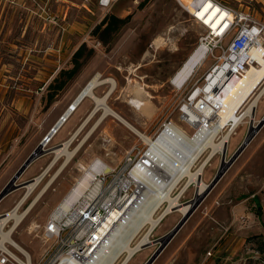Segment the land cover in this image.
<instances>
[{"label": "rangeland", "instance_id": "rangeland-1", "mask_svg": "<svg viewBox=\"0 0 264 264\" xmlns=\"http://www.w3.org/2000/svg\"><path fill=\"white\" fill-rule=\"evenodd\" d=\"M97 1L0 0V191L43 143L80 89L96 74L116 83L106 105L148 138L154 137L166 120H172L189 135L193 133V129L182 123L179 108L187 102L190 93L203 84L213 58L206 59L182 88L173 85L171 79L196 49L205 29L176 0H118L109 9H101ZM179 1L185 4L188 0ZM216 2L250 13L253 19L264 24V0ZM110 15L128 18V21L103 42L92 31L104 16ZM159 37L164 40L156 46L153 43ZM82 44L86 49L75 75L69 80L66 74L60 76V72L66 73L72 68L71 57ZM55 78L65 85L48 101L47 93L55 91L57 85H54ZM136 84L149 95L147 100L152 110L148 115L135 111L127 103L135 95ZM109 86L97 87L95 94L102 97ZM261 99L256 116L259 120L264 116V96ZM86 101L44 146V155L26 168L16 184L29 182L46 168L54 158L53 150L68 139L95 108L92 100ZM102 113L101 108L73 139L69 150L79 147L74 158L13 232V240L34 261L47 246L43 243V230L50 215L83 175L80 166L88 168L97 160L116 169L128 155L137 156L146 148L134 131L111 115L97 125ZM251 125V119L250 123L244 122L230 138L226 161L244 141ZM221 154H217L204 171L202 179L207 185L217 174ZM63 161L64 157L53 166L43 183L50 180ZM197 167L198 163L194 170ZM184 183L182 181L171 196H178L180 204H191L196 197V187L191 186L179 194ZM17 190L0 202V213L25 193V190ZM40 190L25 202L21 212ZM237 207L243 209V214L234 212ZM181 217L174 212L161 220V225L158 226L159 223L150 236L153 242L150 249L139 252L129 264H144L157 250L155 242ZM188 219L152 264H264V254L259 251L264 249V126ZM33 224L37 227L31 230ZM236 248L238 250H234Z\"/></svg>", "mask_w": 264, "mask_h": 264}, {"label": "bare ground", "instance_id": "bare-ground-1", "mask_svg": "<svg viewBox=\"0 0 264 264\" xmlns=\"http://www.w3.org/2000/svg\"><path fill=\"white\" fill-rule=\"evenodd\" d=\"M190 1L191 0H188L185 4L190 3ZM198 3H201V5L199 10L195 13L197 14L198 19L203 22L202 26L209 27L212 31H216L221 26L219 32H222L226 26L224 21L231 19L230 13H227L224 8L210 0H200ZM163 40L159 37L154 40L153 44L157 46L162 43ZM206 49L205 44H201L189 54L172 77L171 83L173 85L178 88H182L188 80H190L196 69L203 65L204 61H206ZM101 77L102 76L99 74H96L88 80V82L80 89V92H78L74 99L67 105L68 107L64 110L61 119H58L52 127V130L46 135L47 140L42 143L43 148L46 144L51 142L54 135L58 132L57 130H59L68 121V119L73 117V114L86 98L93 101L95 108L89 111L82 123H80V125L69 135V138L53 150L54 158L43 170V173L33 181L25 184L27 191L22 199L20 198V202L28 199L29 195L33 193L35 188L39 184H42L40 183L41 179L44 176H47L53 166L62 157H64V161L60 169H58L50 180L44 184L37 197L31 201L25 211L20 214L19 206L17 205L16 208L10 212V214H7L6 216L4 214V216L0 218V245L6 240L12 241L11 234L32 210L41 195H43L51 184H53L57 175L61 173L68 163L74 158L79 147L73 151L69 150V146L73 141V138L79 134L85 124L90 120L91 116L102 108L103 113L97 125L108 115H111L126 124L147 145H149L147 155L157 166V173L160 178L159 183L150 182L151 180L144 181V185H146V187L143 188L139 200L127 211V213H125L126 217H124L125 214L123 215V219H120L119 221V226L115 227L111 231L112 233L109 234L108 239L103 244V248L98 251L97 258L93 261L94 263H92L113 264L115 259L122 252H126L122 264H129L132 261L131 260L129 262V259L135 253L146 249L151 243L150 236L153 229L158 225L156 224L157 221L154 219L153 215L162 203H167L166 210L158 216V218H162V220L165 217L167 218L170 214H174V212L183 216L190 209L189 204L183 205L178 202V196L175 198H172L171 196L172 190L176 188L175 186H177L183 176H186L187 180L185 181L179 194L184 193L191 186L196 187L195 196L202 195L204 193L205 189H207V183L202 179L204 169L210 166V162L215 155H220L224 152L226 143L228 142L229 144L230 138L235 135L237 128H239L244 122L246 123V120L243 119V117H238L237 112L239 109L242 110L243 106L246 105L245 107H247V109L245 115L248 116V120H252L253 116L257 113L259 104L258 100L264 96V61L260 60L259 67H253L241 76H227L223 81H220L217 84V87L214 88L217 92H212L210 95L214 100H217L222 105V108L220 110L221 112H219L218 126L214 127L209 134L203 136L199 133L194 137H191L188 136L184 130L176 126V129L171 135L163 133L156 140H153L133 128L121 116L106 105V101L111 93H113L116 83L113 79H104ZM104 84H109V89L102 97H98L95 94V90L97 87ZM203 86H198L196 91L192 93L191 99L193 100V103L191 106H193L194 102L198 99L197 95ZM147 94L148 93H146L142 86L136 84L135 95L129 98L127 103L135 111L148 115L152 109L149 107V101L147 100L149 95ZM183 109L188 115V124L196 120L197 115L193 108L185 105L183 106ZM253 120V125L251 126H254ZM228 122H231L230 125H227ZM223 127L226 128L224 131H221V128ZM218 136L220 140L216 141ZM206 148L209 149L206 158L201 159L196 170H192V167L195 165V160L198 159L200 154ZM80 167L81 170H83L82 177L77 181V185L69 191V193L63 198L64 200H62L53 211V216L57 219L61 218L69 209L71 204L75 202L77 198L92 184L94 172L100 170L101 168L103 170L104 168V172L107 173L111 169L108 165L97 160L93 161L88 168H85L82 165ZM10 219L14 222L13 227L9 231L5 232L2 230L3 226H5ZM146 224L151 225L149 230L143 236L137 238L138 233ZM36 227L33 224L30 229L33 230V228L36 229ZM135 239L136 241L132 245V242ZM143 245L147 246L141 247ZM18 246L20 249L24 250L19 244Z\"/></svg>", "mask_w": 264, "mask_h": 264}, {"label": "built area", "instance_id": "built-area-1", "mask_svg": "<svg viewBox=\"0 0 264 264\" xmlns=\"http://www.w3.org/2000/svg\"><path fill=\"white\" fill-rule=\"evenodd\" d=\"M81 1L85 2V0ZM117 1L98 0L97 4L101 9H109ZM176 1L195 22L202 26L203 22L198 19L195 13L200 8L201 3H198L200 0H191L188 4ZM210 1L230 13L231 19L224 21L226 26L222 32H219L221 26L216 31L202 26L205 29V34L199 38L198 45L205 44L207 59L213 58V63L203 77L202 86H204L201 87L202 89L197 95L198 99L193 106H191L193 103L191 95L196 89L190 93L187 102L179 108L182 123L193 129L191 135L185 131L191 137L199 133L203 136L207 135L214 127L218 126L222 105L210 95L216 91L214 88L217 87V84L230 73L231 76H241L251 68L259 67L260 60L264 61V24L260 20L253 19L250 13L224 7L216 0ZM185 105L193 108L197 115L196 120L190 124L187 123L188 115L183 109ZM246 109L247 107L239 109L237 112L239 118L249 119L245 115ZM230 123L228 122L227 125ZM176 126L183 130L172 120L163 121L156 135L151 139L156 140L163 133L171 135ZM226 127L221 128V131H224ZM145 145L146 148L137 156L128 155L119 168L110 169L107 173L104 172V168L94 172L92 184L71 204L61 218H55L52 212L43 230V243L47 246L38 260H32L29 253L20 249L16 244L4 241L0 245V264L94 263L98 251L103 248V244L112 233L111 231L119 226L123 215L139 200L143 188L146 187L144 181L160 182L157 166L147 155L149 145L146 143ZM208 150L206 148L200 154L195 160V164L206 158ZM194 167L195 165L192 170ZM186 180V176H183L177 186ZM177 186L175 187L177 188ZM166 208L167 203L164 202L153 215L157 221L156 224L162 220L158 216ZM150 226V224H146L138 235L143 236ZM125 255L126 252H122L113 264H122Z\"/></svg>", "mask_w": 264, "mask_h": 264}, {"label": "water", "instance_id": "water-1", "mask_svg": "<svg viewBox=\"0 0 264 264\" xmlns=\"http://www.w3.org/2000/svg\"><path fill=\"white\" fill-rule=\"evenodd\" d=\"M228 77H231V73L228 75ZM264 126V116L258 121L256 126H251L247 132V135L244 139V141L241 143V145L237 148V150L231 155V157L226 161V151L222 152L221 154V162L220 166L218 168L217 174L213 177V179L210 181V183L207 185V189H205L204 193L202 195L196 196L189 204L190 209L186 214H184L181 219L176 223V225L164 236H162L160 239H158L155 243L158 245L152 255L148 258V260L144 264H152L156 258L160 255V253L164 250V248L167 246V244L172 240V238L178 233V231L181 229V227L185 224L188 218L192 215V213L195 211V209L200 205V203L203 201V199L206 197V195L215 187V185L219 182V180L222 178L223 174L227 171V169L232 165V163L237 159V157L242 153V151L245 149V147L250 144V141L253 139L255 134ZM47 137L43 140L46 141ZM45 151L43 149L42 143L38 145L35 150L27 157V159L24 161V163L19 167V169L15 172L13 177L9 180L7 184L3 187V189L0 191V201L3 198H6V196L13 191L19 189L22 187L23 183L16 184L19 177L22 175V173L28 168V166L44 155Z\"/></svg>", "mask_w": 264, "mask_h": 264}, {"label": "trees", "instance_id": "trees-1", "mask_svg": "<svg viewBox=\"0 0 264 264\" xmlns=\"http://www.w3.org/2000/svg\"><path fill=\"white\" fill-rule=\"evenodd\" d=\"M147 1V0H145ZM144 1V2H145ZM128 21V18H125V19H119L113 15H110V16H107L100 21L99 24H97L93 31H92V34L93 35H98L99 38L101 40H103V42H106L107 39L110 38V36L112 34H114L115 32L119 31L120 27L125 25ZM105 39V40H104ZM85 45L82 44L81 46H79L77 48V50L73 53L72 57H71V61H72V68L68 71L65 72H60L59 75L62 76L63 74H66L67 75V78L68 80L71 79L75 73L77 72L78 68L81 66V63L79 62L80 59L83 57V54H84V51H85ZM91 51H89L90 53ZM55 82L54 85H56V87L54 85H52V87L54 88L55 87V91H49L46 95L48 101H51L54 97V95H56V91H60L63 86L65 85V82L64 81H61V80H58L57 78H55L53 80ZM255 203V206L257 207L258 205L256 204V202L254 201ZM259 251L261 253L264 254V249L263 248H260Z\"/></svg>", "mask_w": 264, "mask_h": 264}, {"label": "crops", "instance_id": "crops-1", "mask_svg": "<svg viewBox=\"0 0 264 264\" xmlns=\"http://www.w3.org/2000/svg\"><path fill=\"white\" fill-rule=\"evenodd\" d=\"M88 98H86L85 99V101L87 100ZM90 100V99H89ZM262 99L260 98L259 100H258V102H260ZM85 101L83 102V103H85ZM87 102V101H86ZM257 102V103H258ZM94 109V108H93ZM258 113L259 112H257L256 113V115L255 116H253V121L254 122H256L257 123V121H259V118L257 119V115H258ZM92 115V114H91ZM94 115V114H93ZM92 115V116H93ZM92 116H91V118H92ZM90 118V119H91ZM246 122H249L250 123V120H247ZM86 125V124H85ZM238 129V128H237ZM58 131V130H57ZM56 131V132H57ZM55 132V133H56ZM54 133V134H55ZM75 138V137H74ZM73 138V139H74ZM224 151H226V152H228L229 150H228V142L226 143V148H225V150ZM216 156V155H215ZM213 160V159H212ZM211 160V161H212ZM211 163V162H210ZM211 165V164H210ZM45 168V167H44ZM44 168L41 170V172L39 173V175H36L33 179H31V180H29V182H31V181H33L35 178H37V177H39L42 173H43V170H44ZM204 171H205V169H204ZM47 176H44L42 179H41V182L40 183H42V184H39L36 188H35V190L33 191V193H31L30 195H29V197H28V199H31V197H32V195H34L35 196V194H37V193H35L36 192V190H40V188L45 184V183H43V181H44V179L46 178ZM202 177V176H201ZM29 182H24L23 183V185H22V187L21 188H19V191L22 189V190H25V193H26V191H27V188H26V186H25V184H27V183H29ZM39 188V189H38ZM196 189V188H195ZM18 191V190H17ZM16 192V191H15ZM25 193H23L21 196H20V198L22 199V197L25 195ZM18 199L8 210H5L3 213H0V218L1 217H3L4 216V214H5V216L7 215V214H10V212H12L15 208H16V206L18 205L19 206V213L21 212V208L23 207V205L25 204V202H27L28 201V199H26V200H24L23 202H20V200L21 199ZM4 199V198H3ZM2 199V200H3ZM1 200V201H2ZM0 201V202H1ZM32 201V200H31ZM254 202V201H253ZM29 206V205H28ZM27 206V207H28ZM27 207H26V209H27ZM24 211H25V209H24ZM234 212H237V214L239 213V214H243V209L242 208H239V207H237L236 209H234ZM22 213V212H21ZM20 213V214H21ZM166 218V217H165ZM165 218L163 219V220H165ZM163 220H162V222H163ZM161 222V223H162ZM161 223L158 225V226H160L161 225ZM13 224H14V222H13V220H8V222L5 224V226H3V231H5V232H7V231H9L12 227H13ZM157 226V227H158ZM156 227V228H157ZM182 228V227H181ZM14 231H16V230H14ZM154 231H155V229H154ZM154 231H152V232H154ZM179 232V231H178ZM14 233H12L11 234V238H12V235H13ZM1 238V237H0ZM174 238V237H173ZM6 241H8V240H6ZM9 242H12V243H14V244H16V246H18V243L17 242H15L14 240H13V238H12V241H9ZM3 243V242H2ZM152 241H151V243L147 246V247H150L151 245H152ZM19 247V246H18ZM150 249V248H149ZM234 250H238L237 248L236 249H234ZM26 251V250H25ZM27 252V251H26ZM140 252V251H139ZM139 252H137V253H135L130 259H129V262L134 258V256L135 255H137ZM217 252H219V251H217ZM216 252V253H217ZM209 255H210V253H208ZM30 255V254H29Z\"/></svg>", "mask_w": 264, "mask_h": 264}, {"label": "flooded vegetation", "instance_id": "flooded-vegetation-1", "mask_svg": "<svg viewBox=\"0 0 264 264\" xmlns=\"http://www.w3.org/2000/svg\"><path fill=\"white\" fill-rule=\"evenodd\" d=\"M147 248H149V247H147Z\"/></svg>", "mask_w": 264, "mask_h": 264}]
</instances>
